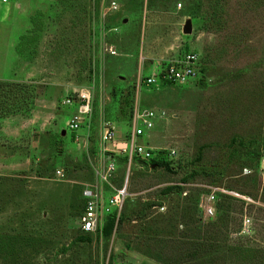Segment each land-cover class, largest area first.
Masks as SVG:
<instances>
[{
	"label": "rangeland",
	"instance_id": "rangeland-1",
	"mask_svg": "<svg viewBox=\"0 0 264 264\" xmlns=\"http://www.w3.org/2000/svg\"><path fill=\"white\" fill-rule=\"evenodd\" d=\"M8 1L0 4V264H264V0ZM188 53L203 69L196 84L136 91L139 77ZM82 88L93 90L92 116L71 134L65 123L76 109L62 101ZM136 102L165 112L136 143L169 169L104 151L103 124L127 143ZM110 159V185L126 184L120 217L125 204L161 207L144 225L115 221L109 236L82 234L81 191L99 183ZM170 186L183 193L161 194ZM208 187L247 201L229 196V214L204 219ZM209 222L215 248L198 249Z\"/></svg>",
	"mask_w": 264,
	"mask_h": 264
},
{
	"label": "built area",
	"instance_id": "built-area-1",
	"mask_svg": "<svg viewBox=\"0 0 264 264\" xmlns=\"http://www.w3.org/2000/svg\"><path fill=\"white\" fill-rule=\"evenodd\" d=\"M1 4H7L8 0H0ZM115 6L114 3H112ZM199 58L195 53L185 54L183 57L170 60L161 69L144 77H139L135 82L136 91L141 89H159L162 85L166 86H187L196 84L200 77ZM63 106L75 107V112L66 121L65 128L71 134L77 133L81 127L88 124L92 116L93 90L92 88H82L71 96H67L62 101ZM166 115L164 111L143 109L137 102L132 107L129 121L128 142L117 141L114 138V126L109 122L103 124L101 141L104 145L109 144L110 149L104 148L107 152H116L127 157L128 165L132 159L150 161L156 157V151L149 146H142L136 143V139L145 133L155 129L156 122L163 121ZM175 155L174 150L168 153L169 159ZM264 170V168H263ZM115 173V164L110 159L107 166L97 172L99 183L94 185H84L81 191L83 200V210L79 216L78 230L85 235L94 234L101 236L105 226L107 216H114L117 222L127 198L126 184L116 188L110 185V180ZM252 171L244 168L243 176H250ZM60 175V171L56 172ZM264 177V172L262 173ZM110 185L111 192L104 190L103 185ZM208 193L204 194L199 201V209L204 219L213 218L216 212V204L219 202L221 194L233 196L247 201L244 196L235 192L226 191L220 188L208 187ZM161 211L164 208H160ZM250 220L243 219V227H247Z\"/></svg>",
	"mask_w": 264,
	"mask_h": 264
},
{
	"label": "trees",
	"instance_id": "trees-1",
	"mask_svg": "<svg viewBox=\"0 0 264 264\" xmlns=\"http://www.w3.org/2000/svg\"><path fill=\"white\" fill-rule=\"evenodd\" d=\"M203 69L200 66L199 68V72L200 74L202 73ZM259 158V155L257 156ZM123 160L125 161V163H127V157L123 156ZM143 164H146L147 166H150L152 168H156V167H165L166 169H169V164L167 162V160L163 157H154L152 160L146 162V161H140ZM205 172L204 170H201V172ZM215 170H213L211 173L213 174ZM191 174H197V171L192 172ZM205 174V173H204ZM206 176H210V175H206ZM182 192V188L181 187H177V186H170V187H166L165 189H163V191H161V194L167 196L170 194H176V195H181ZM193 198V197H192ZM188 202V204L190 205V207L197 212V205H198V200L197 199H192ZM234 200L233 198L229 197V196H221L219 202L216 204V210L217 211H224V214H229L231 206L230 204H228V201H232ZM238 201V200H236ZM243 204V201H239ZM161 207V205H157V204H145L141 207V209L139 211H131V209L128 208V205L125 204V214L119 218L118 223L119 224H123V223H129L131 221H140L142 225H144V220L146 219V212L151 209L152 207ZM129 210V211H128ZM127 212V213H126ZM124 213V212H123ZM227 216V215H225ZM222 218V215H220L217 219V221H220V219ZM195 222H201V219H194ZM115 226V217L114 216H107L106 220H105V226L103 228V235L104 236H109L111 234V232L113 231V228ZM207 230L204 233V237L201 238L199 241L197 240V243L193 244L195 245L198 249L200 248H210L211 250H213V248H215L214 245V240H212L209 235L212 234V231H214V228H217V224L216 223H212L209 222L208 224L205 225ZM142 231V230H141ZM88 241L91 242V239L87 238V237H83L81 239V241ZM145 255H147L146 253H143ZM148 256V255H147Z\"/></svg>",
	"mask_w": 264,
	"mask_h": 264
},
{
	"label": "water",
	"instance_id": "water-1",
	"mask_svg": "<svg viewBox=\"0 0 264 264\" xmlns=\"http://www.w3.org/2000/svg\"><path fill=\"white\" fill-rule=\"evenodd\" d=\"M123 23H126V20H124ZM190 32H191V24L189 21H187L183 27V33L189 34Z\"/></svg>",
	"mask_w": 264,
	"mask_h": 264
},
{
	"label": "crops",
	"instance_id": "crops-1",
	"mask_svg": "<svg viewBox=\"0 0 264 264\" xmlns=\"http://www.w3.org/2000/svg\"><path fill=\"white\" fill-rule=\"evenodd\" d=\"M8 3H9V1H8ZM8 3H7V4H8ZM0 4H1V3H0Z\"/></svg>",
	"mask_w": 264,
	"mask_h": 264
}]
</instances>
